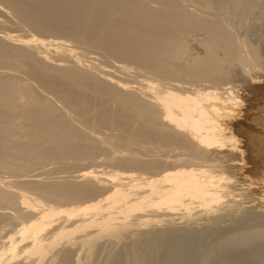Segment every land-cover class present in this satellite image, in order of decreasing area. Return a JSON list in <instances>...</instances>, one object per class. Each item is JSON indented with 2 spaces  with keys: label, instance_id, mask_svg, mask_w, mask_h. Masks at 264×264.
I'll return each instance as SVG.
<instances>
[{
  "label": "bare ground",
  "instance_id": "6f19581e",
  "mask_svg": "<svg viewBox=\"0 0 264 264\" xmlns=\"http://www.w3.org/2000/svg\"><path fill=\"white\" fill-rule=\"evenodd\" d=\"M0 29V264H264V0H0Z\"/></svg>",
  "mask_w": 264,
  "mask_h": 264
},
{
  "label": "rangeland",
  "instance_id": "374dc122",
  "mask_svg": "<svg viewBox=\"0 0 264 264\" xmlns=\"http://www.w3.org/2000/svg\"><path fill=\"white\" fill-rule=\"evenodd\" d=\"M7 28H10L9 26H7ZM0 30H2V29H0ZM262 29L260 30V32L262 33ZM263 41V40H262ZM263 49V54H264V47L262 48Z\"/></svg>",
  "mask_w": 264,
  "mask_h": 264
}]
</instances>
